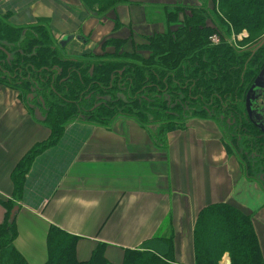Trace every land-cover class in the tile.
Returning a JSON list of instances; mask_svg holds the SVG:
<instances>
[{"label":"crops","instance_id":"crops-1","mask_svg":"<svg viewBox=\"0 0 264 264\" xmlns=\"http://www.w3.org/2000/svg\"><path fill=\"white\" fill-rule=\"evenodd\" d=\"M128 1L112 10L121 23L117 29L112 12L96 17L81 0H0V17L15 28L44 25L64 57L97 59L113 50L102 45L108 38L128 37L131 42L138 27L150 24L144 5L179 0ZM68 35L72 38L61 47L58 42ZM30 106L16 89L0 84V200H14L13 169L50 133ZM214 124L189 119L159 141L157 124L142 125L130 116L107 124L78 118L67 123L61 137L35 155L25 174L15 201L16 249L29 264H42L47 231L55 225L79 237V260L104 243L107 259L119 263L124 249L157 235L173 236L175 260L193 264L197 213L224 202L251 215L264 258V189L242 175ZM5 212L0 202V223Z\"/></svg>","mask_w":264,"mask_h":264},{"label":"trees","instance_id":"trees-1","mask_svg":"<svg viewBox=\"0 0 264 264\" xmlns=\"http://www.w3.org/2000/svg\"><path fill=\"white\" fill-rule=\"evenodd\" d=\"M81 1L88 10L93 8L89 0ZM90 1L100 4L95 11L98 16H105L118 3H130ZM199 1V5L158 6L164 14L157 21L163 24L160 32L143 34L144 42L130 50L124 47L126 39L108 38L102 45L110 44L113 50L97 59L64 57L42 24L15 28L0 22V54L4 59L0 66L6 71L0 72V84L16 89L27 106L39 107L50 131L48 138L28 151L13 169L14 200H0L6 209L0 223V264H29L14 245L18 232L15 218L9 220L10 210L21 195L35 155L53 145L66 124L77 118L107 124L115 117L130 116L142 125L157 124L154 134L159 141L166 138V132L183 127L189 113L213 119L228 154L232 153L228 140H242L246 152L256 158L258 177L250 171L254 165L241 166L247 153L238 155L248 180L264 189V133L246 117L242 103L247 80L253 77L250 73L264 58L263 42L257 47L264 36V0ZM114 22L119 25L117 16ZM241 32L246 37L234 44L231 35ZM213 34L218 38L215 43L210 39ZM5 40L13 45L10 51ZM251 42L256 44L254 52L240 48ZM7 52L13 53L9 61L4 58ZM157 73H161V89L155 85ZM163 77L173 88L172 95L156 94L170 90H165ZM229 104L237 105L236 109H230ZM192 236L193 264H221L224 253H228L230 264H264L251 215L232 204L204 206L197 213ZM78 240V236L50 225L47 257L42 264H183L175 260L173 236L156 235L137 248H126L119 263L107 259L104 243H97L89 258L79 260Z\"/></svg>","mask_w":264,"mask_h":264},{"label":"rangeland","instance_id":"rangeland-1","mask_svg":"<svg viewBox=\"0 0 264 264\" xmlns=\"http://www.w3.org/2000/svg\"><path fill=\"white\" fill-rule=\"evenodd\" d=\"M89 2L92 4V6H93V8H92V10L95 12L96 11V8H98V5H100V4H94L93 5V3L89 0ZM208 2L211 4V1H209L208 0ZM199 3H200V1L199 0H179V1H176L175 3H172V4H182V5H186V4H190V5H199ZM170 4V3H169ZM161 5H163V4H161ZM161 5H152V4H147V5H144L145 6V16H146V18H147V21H150L151 23L149 24V25H144V27H138V35H136L135 37H134V39H133V41H131V42H127V38H126V42H125V44H126V46H125V44H124V47L125 48H132V45H134V44H137V43H142V42H144L143 41V38L141 37L143 34H150V33H152L153 31H156V30H158V31H160L161 29H163V24L160 22L161 21V19L163 18V10L161 9V8H157L158 6H161ZM108 12H112V10H109V11H107L106 13H108ZM112 15H113V12H112V14H110V16L112 17ZM106 16V15H105ZM115 14H114V16L111 18L112 19V23H113V25H114V27H115V29H117L118 27H120V23H119V25H115V22H114V19H115ZM162 16V17H161ZM96 17H99L98 15L96 16ZM160 17H161V19H160ZM180 18H182V14L179 16ZM158 20H160L159 22H157ZM5 22V23H7L6 21H5V19L4 18H2V17H0V22ZM152 21H154V23L152 22ZM163 22V21H162ZM8 24V23H7ZM1 25H2V23H1ZM5 25V24H4ZM130 29H131V27H129ZM127 31V30H126ZM242 32H243V30H242ZM241 32V33H242ZM122 35H126V33H122ZM240 36L241 34L239 33V34H237V35H234V34H232L231 35V38H230V40L231 41H233V42H237V40H241V39H238V37L237 36ZM138 36V37H137ZM5 45H6V47L9 49V51H10V49H12L13 48V45L12 44H10V43H8V41H4L3 42ZM129 43L131 44V45H129ZM112 49H113V46H112ZM144 53V52H143ZM146 54H147V52H145ZM145 53H144V55H145ZM12 55H13V53L11 54V57H12ZM0 57L2 58L1 60H0V63L4 60L3 59V56H2V54H0ZM11 57H9V58H6L5 57V59H7L8 61L11 59ZM5 63H7L8 64V62H5ZM4 64V63H3ZM16 66L17 67H21L20 66V64L19 65H17L16 64ZM28 68V67H27ZM26 68V69H27ZM25 69V70H26ZM0 72H1V70H0ZM18 77L19 78H23V77H21L19 74H18ZM28 97H29V95H28ZM30 97H31V94H30ZM21 98V97H20ZM22 101V100H21ZM254 105H256V106H262V107H264V96H262V97H260L256 102H255V104ZM32 106L33 105H31L30 106V108L32 109ZM31 109H30V111H31ZM36 111H37V113L40 115V116H44V114L42 113V111L40 110V108L39 107H37L36 106V109H35ZM263 115H264V112L262 113ZM201 115H197V114H195V115H192L191 113H189V115H188V117L186 118V120H185V122L186 121H188L189 119H193V118H198V117H200ZM148 118L149 119H151L149 116H148ZM209 120H212L215 124H217L213 119H209ZM219 121V120H218ZM214 124V125H215ZM219 125V124H218ZM171 131V130H170ZM224 137H226L225 135H224ZM226 138H228V137H226ZM229 139V138H228ZM227 139V140H228ZM228 142L232 145H230V147H231V150H232V153L231 154H228V156L230 157V158H232L234 161H236V163L239 165V167H240V163H239V158H238V155H240V153L241 152H246V150L244 149V147H243V145H242V140L241 141H235V142H230L229 140H228ZM234 148V150H233V148ZM240 152V153H239ZM228 153V152H227ZM247 153V152H246ZM256 158H254L253 156H252V154H251V152H249V153H247V157H245L244 159H243V162H241V166L243 167V168H245V166H246V164L248 163V164H250V166H252V165H254V167L253 168H251L250 169V171L253 173V175H255L256 177H258V175L260 174L259 173V171H258V168H257V165H256V162L254 161ZM240 170H241V172H242V175L246 178V179H248L247 178V176L245 175V173H244V171L242 170V168L240 167ZM254 182V181H253ZM224 255H225V253L223 254V256H222V259L221 260H223L224 259ZM229 256V255H228ZM230 259V258H229ZM224 261V260H223ZM223 261H222V263H223Z\"/></svg>","mask_w":264,"mask_h":264},{"label":"flooded vegetation","instance_id":"flooded-vegetation-1","mask_svg":"<svg viewBox=\"0 0 264 264\" xmlns=\"http://www.w3.org/2000/svg\"><path fill=\"white\" fill-rule=\"evenodd\" d=\"M162 30V29H161ZM160 30V31H161ZM159 31V32H160ZM156 32H158V30H156ZM243 37H246V35H244L243 33H241V35L238 37V39H241ZM264 36L260 39L259 43H257V47L260 46L261 44V41L263 40ZM237 42H234V44H237ZM254 42H251V43H245L243 44L242 46H240V48H245V49H248V50H252V52H254V46L256 45H253ZM264 44V42L261 44V46ZM240 45V44H239ZM249 45V46H247ZM1 47V46H0ZM236 47H238V45H236ZM248 47V48H247ZM243 50V49H242ZM262 53V52H261ZM9 58L11 57V54H9L8 52L6 53V56H4V58ZM12 58V57H11ZM2 58L0 57V60ZM7 60V59H6ZM1 64V63H0ZM258 68L254 69V71H251L250 73V76L252 77L251 80H247V86H246V90L244 92V98H243V105H244V108L246 109V102H247V98L250 99V108L252 110V112L249 114H245L246 117L256 125V127H258V129H260L263 133H264V115L262 114L264 112V107L262 106H256L254 105L255 102L262 96H264V58L262 59V62L261 64H258L257 66ZM0 70L2 71V73H6V71L3 70V68H1L0 66ZM161 73H157L156 74V77H157V80L155 82V85L157 86V89H161L160 87H158L159 85V78H160V75ZM162 81H164L165 83V90H167V88H169L170 90L166 91V92H157L156 94H167V95H172L173 93H171V91H173V88L171 87L170 84H168L166 81H165V78L163 77L162 78ZM165 97V96H164ZM168 98V97H167ZM230 106V109H236L237 105L235 104H229ZM211 107V105H210ZM214 109H217V107H214ZM247 113V112H246ZM261 187V186H260ZM262 188V187H261Z\"/></svg>","mask_w":264,"mask_h":264},{"label":"water","instance_id":"water-1","mask_svg":"<svg viewBox=\"0 0 264 264\" xmlns=\"http://www.w3.org/2000/svg\"><path fill=\"white\" fill-rule=\"evenodd\" d=\"M72 38V35H68L66 37H64L63 39H61L58 43L61 47H64V45ZM264 42V38L261 41V43ZM246 112L247 114L250 115V113L252 112L251 108H250V99L247 98V102H246ZM18 210V204L14 205L12 207V209L10 210V215H9V220L12 221L15 217V213ZM223 263L222 264H230V259L228 256V253H225L224 255V259H223Z\"/></svg>","mask_w":264,"mask_h":264},{"label":"built area","instance_id":"built-area-1","mask_svg":"<svg viewBox=\"0 0 264 264\" xmlns=\"http://www.w3.org/2000/svg\"><path fill=\"white\" fill-rule=\"evenodd\" d=\"M210 39L214 43L217 42V40H218V38H217V36L215 34L211 35Z\"/></svg>","mask_w":264,"mask_h":264}]
</instances>
